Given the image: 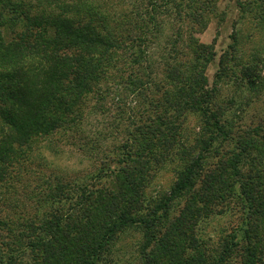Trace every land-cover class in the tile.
Segmentation results:
<instances>
[{
	"label": "trees",
	"instance_id": "16d2710c",
	"mask_svg": "<svg viewBox=\"0 0 264 264\" xmlns=\"http://www.w3.org/2000/svg\"><path fill=\"white\" fill-rule=\"evenodd\" d=\"M108 1L0 0V183L11 184L39 141L79 127L88 100L95 109L109 101L122 130L120 143L102 150L94 181H46L43 213L0 218V264H107L133 229L137 264H264V115L236 123L250 97L218 100L205 73L213 45L182 41L180 26L156 67L147 54L161 14L188 16L199 31L213 0ZM233 37L218 78L228 51L236 57ZM252 59L233 66L258 96L262 60ZM174 159L172 184L149 194L154 171ZM218 210L237 213L241 225L212 243L197 228Z\"/></svg>",
	"mask_w": 264,
	"mask_h": 264
},
{
	"label": "rangeland",
	"instance_id": "374dc122",
	"mask_svg": "<svg viewBox=\"0 0 264 264\" xmlns=\"http://www.w3.org/2000/svg\"><path fill=\"white\" fill-rule=\"evenodd\" d=\"M116 1L110 0L107 5L112 4L115 8H119L126 2L130 3V0H124L123 3ZM184 1L187 5V0ZM213 2L214 11L208 15L204 14V26L199 31H197L199 25H194L188 16L177 18L176 14L168 12L170 9L161 14L158 31L154 35L148 34L151 42L147 54L151 65L156 67L164 48L166 47V53L171 41L176 40L178 26L181 27L184 38L182 41H185L188 35H192L203 44H212L214 56L205 70L207 78L211 85L216 84L220 101L233 100L238 103L250 97L249 103L244 104L243 109L238 111L239 116L236 119V123L245 126L256 122L264 115L262 104L264 87L258 96L251 95L237 76L240 66H233V63L234 59L241 62L240 64L248 62L251 58L258 59L259 62L262 60L258 69L262 71L261 75L264 73V0H213ZM184 12L187 13L186 10ZM232 37L236 39L237 58L228 51L229 61L227 62L225 58L222 64L225 75L218 78L215 73L219 68L220 56L227 50ZM180 47L186 49L184 43ZM156 75L161 78L163 70L161 75L159 72ZM92 104L94 101L88 100L83 105V121L79 127L75 130L60 131L39 141L32 147L28 157L22 159L23 162L21 160L20 166H15L11 184L0 183V218H9L11 214L29 216L43 213L46 207H39L38 199H42L43 195L40 194L44 193L41 191V186L46 181L57 179L59 182L88 185L95 180L96 173L101 167L100 159L104 155L102 150L108 153L118 145L122 140V130L120 128L115 130L112 125L117 122L118 116L109 101L96 109L91 108ZM198 124L197 116L192 115L188 123L190 135L193 136L192 133L197 130ZM91 141L95 144L92 145L93 149L90 147ZM95 146L101 149L100 153H97ZM179 165L180 161L174 159L173 162H166L154 171L147 192L154 195L167 189L172 184ZM239 225L241 221L237 213L232 210L224 212L218 210L199 222L197 234L215 243L218 238L232 233ZM140 237L139 231L134 229L124 232L115 247V250H119L118 258L107 264H137L134 248ZM262 260L264 261V258Z\"/></svg>",
	"mask_w": 264,
	"mask_h": 264
}]
</instances>
